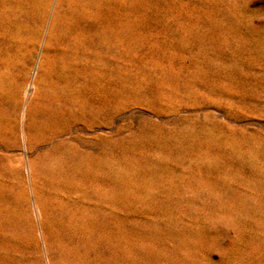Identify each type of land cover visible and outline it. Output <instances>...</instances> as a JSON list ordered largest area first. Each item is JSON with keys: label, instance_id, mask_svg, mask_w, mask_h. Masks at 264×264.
<instances>
[{"label": "rangeland", "instance_id": "1", "mask_svg": "<svg viewBox=\"0 0 264 264\" xmlns=\"http://www.w3.org/2000/svg\"><path fill=\"white\" fill-rule=\"evenodd\" d=\"M0 264H264V0H0Z\"/></svg>", "mask_w": 264, "mask_h": 264}]
</instances>
